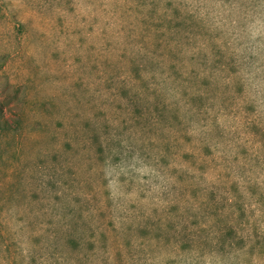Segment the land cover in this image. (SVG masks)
<instances>
[{"label":"rangeland","instance_id":"obj_1","mask_svg":"<svg viewBox=\"0 0 264 264\" xmlns=\"http://www.w3.org/2000/svg\"><path fill=\"white\" fill-rule=\"evenodd\" d=\"M0 264H264V0H0Z\"/></svg>","mask_w":264,"mask_h":264}]
</instances>
